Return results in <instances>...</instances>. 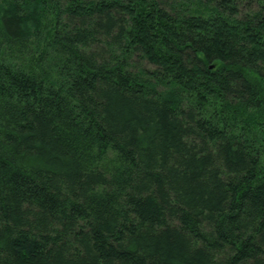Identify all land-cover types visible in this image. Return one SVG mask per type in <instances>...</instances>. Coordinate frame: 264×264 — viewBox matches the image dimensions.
I'll return each mask as SVG.
<instances>
[{
	"label": "trees",
	"instance_id": "16d2710c",
	"mask_svg": "<svg viewBox=\"0 0 264 264\" xmlns=\"http://www.w3.org/2000/svg\"><path fill=\"white\" fill-rule=\"evenodd\" d=\"M0 264H264V0H0Z\"/></svg>",
	"mask_w": 264,
	"mask_h": 264
}]
</instances>
